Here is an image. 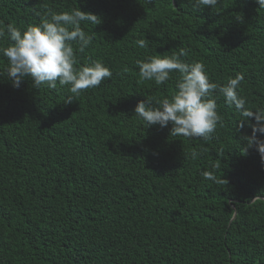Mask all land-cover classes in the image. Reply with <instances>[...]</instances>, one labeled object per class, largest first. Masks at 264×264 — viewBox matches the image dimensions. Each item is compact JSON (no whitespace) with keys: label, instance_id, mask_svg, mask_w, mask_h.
Listing matches in <instances>:
<instances>
[{"label":"trees","instance_id":"1","mask_svg":"<svg viewBox=\"0 0 264 264\" xmlns=\"http://www.w3.org/2000/svg\"><path fill=\"white\" fill-rule=\"evenodd\" d=\"M73 8L100 19L81 25L93 40L76 52L79 65L100 60L113 76L64 102L59 84L38 89L25 78L15 88L0 75V264H264V160L245 139L255 117L245 121L216 92L222 126L208 142L135 117L147 96L173 95L179 76L157 86L140 79L136 61L180 49L210 82L242 73L245 107L264 109V8L256 0L199 11L189 0H0V24L23 29L48 9ZM6 65L0 56V70Z\"/></svg>","mask_w":264,"mask_h":264},{"label":"clouds","instance_id":"2","mask_svg":"<svg viewBox=\"0 0 264 264\" xmlns=\"http://www.w3.org/2000/svg\"><path fill=\"white\" fill-rule=\"evenodd\" d=\"M189 3L195 11H199L206 7L216 8L220 0H189ZM256 3L259 8H264V0H256ZM82 23L96 25L100 19L80 8L63 12L48 9L37 25L21 29L11 23L7 26L0 24V56L7 61L0 75H6L15 88H19L25 78L30 79L38 89H56L59 84L69 93L64 102H71L84 90L99 87L106 79H111L113 72L100 60L79 65L76 52L84 53L93 40V36L82 28ZM137 43L141 48L148 46L145 39ZM73 45L76 46L75 50ZM187 54V51L180 49L179 53L174 52L171 56L154 55L136 61L140 79L154 81L157 86L168 82L172 72H177L179 76L173 95L155 100L147 96L146 102L142 100L137 104L135 117L146 128L153 125L163 128L171 123V137L208 142L217 125L222 126V117L213 98L216 92L224 97L227 105L234 106L245 121L255 117L257 124L253 126V135L245 139L248 147L255 146L264 160V141L256 136L257 132L264 133V109L253 112L245 107L246 99L240 95L243 74L229 77L223 85L210 82L201 62L187 63L181 59ZM124 71L127 72V68ZM242 151L246 153L247 149ZM199 155L195 149L190 153L192 160ZM213 167L219 168V164ZM201 176L216 182L212 171H202Z\"/></svg>","mask_w":264,"mask_h":264}]
</instances>
